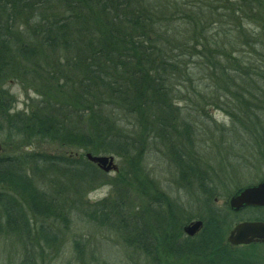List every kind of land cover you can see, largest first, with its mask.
I'll use <instances>...</instances> for the list:
<instances>
[{
  "label": "trees",
  "instance_id": "trees-1",
  "mask_svg": "<svg viewBox=\"0 0 264 264\" xmlns=\"http://www.w3.org/2000/svg\"><path fill=\"white\" fill-rule=\"evenodd\" d=\"M243 2L0 0L3 140H19L25 146L51 141L93 155L136 160L143 147L129 129L141 127V131H152L156 138L166 141L178 130L168 86L177 83V76L188 82L201 81L200 71L207 61L210 74L217 72L229 83L236 81L230 76L238 68L234 55L219 46L223 28L230 27L235 16L243 15L242 6L250 8L256 17L264 16L263 0L256 6L248 4V0ZM191 58L194 63L190 68L187 62ZM259 58L264 61V55ZM21 76H29L37 83L41 79L52 92L38 90L45 98L43 105L26 113L15 111L14 98L4 88L9 80H23ZM200 84L191 88L198 90ZM221 84L223 89L229 87ZM183 124L190 134L192 128ZM168 150L177 160L174 163L180 177L197 183L211 199L212 183L199 163L191 155H183L177 146L169 145ZM99 174L98 167L86 158L71 159L31 149L23 155H0L2 234L18 237L28 260L35 249L38 253L42 250L41 243L48 248L57 246L58 236L52 228L58 220H65L66 207L78 208L74 204L80 191L95 184ZM44 179L52 180L56 187L53 192L42 187ZM67 193L75 195L73 202L65 200ZM167 204V212L155 217L143 215L136 226H126V233L134 236L130 242L133 246L146 251L150 249V239L158 240L164 253L175 258V264H264L260 249L264 245L253 244L239 253L226 239L227 232L242 222L245 217L241 215L247 212L256 216L246 219L264 222V216L258 215L264 208L234 212L227 203L226 211L208 209L206 217L199 218L204 224L199 235L190 238L183 232L184 242L176 244L166 231L191 219H181L180 211H173ZM99 212H104L103 207ZM90 217L105 224L103 215H99L101 219Z\"/></svg>",
  "mask_w": 264,
  "mask_h": 264
},
{
  "label": "rangeland",
  "instance_id": "rangeland-1",
  "mask_svg": "<svg viewBox=\"0 0 264 264\" xmlns=\"http://www.w3.org/2000/svg\"><path fill=\"white\" fill-rule=\"evenodd\" d=\"M218 1L228 5L244 3L243 0ZM259 2L253 0L248 4L256 6ZM242 7L243 15L239 18L235 16L227 29L224 26L219 38L221 49L230 56L234 55L238 68L232 69L234 72L230 76L236 81L229 83L217 72L210 74L207 61L203 62L200 71L201 81L194 79L188 82L177 76V83L168 85L171 108L174 107V119L178 122L175 135L166 141L156 138L152 131L149 134L141 131V127L134 131L129 129L134 136H138L143 147L140 155L133 161L106 155L114 157L116 171L106 173L98 168L101 174L97 182L80 191L81 196L74 204L78 208L66 207L65 220H58L52 228L58 236L57 246L48 248L41 243L42 250L38 253L35 249L31 253V264H175V258H169V254L164 253L158 240L154 242L150 239V249L146 251L133 246L130 243L133 234L126 233V226H136L135 222L143 215L155 217L158 213L167 212V203L173 211H180L181 219L189 217V223L205 218L208 209L214 207L226 211L227 203L239 189L264 179V61L259 58L264 55V16L256 17L250 8ZM196 55L194 53L193 57ZM193 63L192 58L187 62L190 68ZM241 64L246 67L242 68ZM21 77L23 80L7 81L4 88L14 98L12 105L15 111L26 113L43 105L45 98L38 90L48 94L52 92L41 79L37 83L29 76ZM221 83L229 87L223 89ZM41 84L44 89H41ZM199 84L198 90L191 88V85L197 87ZM65 97L63 93L62 99ZM49 98L53 101L52 96ZM189 113L193 117H188ZM183 121L192 128L190 134L185 132L187 127ZM3 138L4 135L0 134V155H23L29 149L71 159H85L88 154L85 150L51 141H35L25 146L19 140L15 142ZM169 145L173 148L177 146L183 155H191L192 160L199 163L206 179L212 183L211 199L197 183L180 177L174 163L177 160L168 150ZM40 184L51 192L56 188L52 180L44 179ZM66 195L65 200L73 202L75 195ZM101 207L103 213L99 212ZM85 211L88 214L83 213ZM247 213L241 215L245 217H242V222H253L246 218L256 214ZM91 215L95 218L103 215L105 224L92 220ZM258 215L264 216V211ZM185 220L175 229L166 231V236L176 244L184 242L183 228L188 223ZM33 230L37 233V226ZM231 231L226 234L227 241ZM2 233L1 229L0 264H29L28 253L19 238L6 237ZM248 248L235 247L239 253ZM260 249L264 252V246Z\"/></svg>",
  "mask_w": 264,
  "mask_h": 264
},
{
  "label": "water",
  "instance_id": "water-1",
  "mask_svg": "<svg viewBox=\"0 0 264 264\" xmlns=\"http://www.w3.org/2000/svg\"><path fill=\"white\" fill-rule=\"evenodd\" d=\"M1 150V147H0ZM89 162L96 164L101 170L108 173L116 171L113 156L86 155ZM230 207L234 211H240L246 207H264V181L255 186L241 189L230 200ZM203 228L202 221H195L184 227V233L188 237L196 236ZM228 242L232 246H246L253 243H264V223L244 222L238 224L231 232Z\"/></svg>",
  "mask_w": 264,
  "mask_h": 264
},
{
  "label": "flooded vegetation",
  "instance_id": "flooded-vegetation-1",
  "mask_svg": "<svg viewBox=\"0 0 264 264\" xmlns=\"http://www.w3.org/2000/svg\"><path fill=\"white\" fill-rule=\"evenodd\" d=\"M28 262H29V260H28ZM35 263V262H34ZM34 263H32V264H34ZM29 264H31V262H29Z\"/></svg>",
  "mask_w": 264,
  "mask_h": 264
}]
</instances>
